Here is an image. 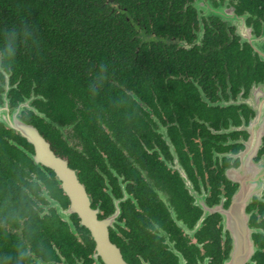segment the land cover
<instances>
[{"label":"flooded vegetation","instance_id":"obj_1","mask_svg":"<svg viewBox=\"0 0 264 264\" xmlns=\"http://www.w3.org/2000/svg\"><path fill=\"white\" fill-rule=\"evenodd\" d=\"M160 11L79 91L0 55V264H264V0Z\"/></svg>","mask_w":264,"mask_h":264},{"label":"trees","instance_id":"obj_2","mask_svg":"<svg viewBox=\"0 0 264 264\" xmlns=\"http://www.w3.org/2000/svg\"><path fill=\"white\" fill-rule=\"evenodd\" d=\"M161 7L162 0H0L2 65L35 78L46 91L66 81H71L66 84L70 91L89 88L92 81L83 78L81 62L84 58L92 66L97 61L98 32H129L125 17L133 13L158 21ZM102 39L110 46L116 42L108 33ZM56 76L60 82L47 81ZM2 132L0 127V184L8 153Z\"/></svg>","mask_w":264,"mask_h":264},{"label":"water","instance_id":"obj_3","mask_svg":"<svg viewBox=\"0 0 264 264\" xmlns=\"http://www.w3.org/2000/svg\"><path fill=\"white\" fill-rule=\"evenodd\" d=\"M0 121L3 122V123L9 124L10 126H12V127H14V128H18L17 126L20 124V123L17 122V121H16L14 124L9 123V122H5V121L2 120L1 118H0Z\"/></svg>","mask_w":264,"mask_h":264}]
</instances>
